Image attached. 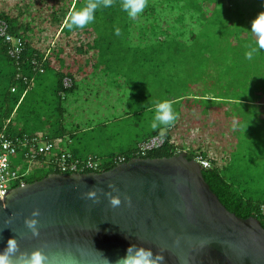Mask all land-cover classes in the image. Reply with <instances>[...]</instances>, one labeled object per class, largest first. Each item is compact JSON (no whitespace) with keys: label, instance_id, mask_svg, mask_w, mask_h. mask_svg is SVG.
Masks as SVG:
<instances>
[{"label":"trees","instance_id":"trees-1","mask_svg":"<svg viewBox=\"0 0 264 264\" xmlns=\"http://www.w3.org/2000/svg\"><path fill=\"white\" fill-rule=\"evenodd\" d=\"M34 1L0 0V22L7 24L10 36L20 38L18 44L22 47V52L16 60L8 53L9 43L0 37V129L5 125L6 133L15 137L36 136L37 141L33 142L36 147L43 143H51L53 145L51 152L55 151V156L59 152H64L79 160L97 158L99 168L87 172L107 171L133 158L173 156L182 148L176 129H187V124L197 125L193 123L194 119L187 118L190 114L185 116L187 109L182 102L189 99L187 91L176 88L174 97L164 100L171 104L180 103L175 127L162 126L156 130L152 128L143 130L144 127L140 128L134 124L145 133L131 141L132 145H128L126 152L122 154H105L100 158L91 153L83 155L73 148L69 149L76 141L77 134L65 127L66 109L63 102L66 100V93L83 84L86 79L89 80L97 69L107 71L114 69V65L124 67L122 64L125 62L132 63L130 59L134 56L133 49L139 53L145 48L144 53L149 52L157 56L161 59V65L177 61L184 63L183 66L190 65L193 73L210 77L212 88L209 91L204 90V93L220 91V87H223L221 91H225L226 88L240 82L239 79L250 78L252 81L256 79L262 81L259 91L264 94V50L255 53L252 60L246 59V52L256 47L257 38L251 32V23L259 14L264 13V0H147L144 28L141 33L134 34L136 39H133L135 22L121 10L122 0H113V6L110 8H99L95 13V21L86 25L84 29H70L68 23L71 13L85 7L89 0H38L36 4ZM42 3L47 8H42ZM25 6L34 9L40 15L37 16L40 21L36 26H33L30 20H21L25 9L21 11L20 9ZM43 11L44 14H51L53 22L58 23L56 26V30L60 31L58 38H54L52 26H47L46 21H41ZM66 16L68 20L62 26ZM41 26L49 31L46 43L44 38L31 34ZM116 28L121 30L120 36L114 34ZM131 41H140L143 47L132 48ZM30 59H35L36 64ZM39 66L42 72L39 71ZM66 79L70 81L71 87L64 85ZM52 81L53 92H50ZM172 81L182 83L184 86L187 84V79L180 76H176ZM221 91L211 96L215 99H207L206 96L201 99L219 100L227 105V102L237 97L236 94L229 95L228 91L225 93ZM256 102L257 99L254 103ZM256 106L257 104L251 102L246 105L253 108ZM135 107L139 108L137 100L134 110L137 109ZM151 107L147 106L145 110L141 108V113H135L133 110L130 114L142 115ZM103 120H106L107 124L110 123L108 119ZM103 120L96 122L97 127L104 128ZM89 128L92 129V126ZM201 130L202 139L205 140L207 136L204 128L201 127ZM171 133L174 135L173 139ZM155 136L164 138L163 144L143 154L139 145ZM29 146L32 151V145ZM21 148L19 145L18 151ZM51 152L32 162L25 160L21 152L16 153L12 156L14 167L12 169L24 172L32 163V171L35 174L26 177V184L40 180L50 173H60L61 171L52 165L55 156H52ZM210 152L187 151V157L192 160L195 155H200L209 160L211 167L204 169L202 175L212 192L229 211L241 218L254 217L264 228V198H259L257 194L252 196L248 191H241L236 187L234 179L222 173L223 170H228L227 165L231 164L222 166L220 156L216 154L210 156ZM225 156L226 160H230L228 155ZM17 157L22 165L14 161ZM24 164L28 165L26 170Z\"/></svg>","mask_w":264,"mask_h":264},{"label":"water","instance_id":"water-1","mask_svg":"<svg viewBox=\"0 0 264 264\" xmlns=\"http://www.w3.org/2000/svg\"><path fill=\"white\" fill-rule=\"evenodd\" d=\"M202 172L180 152L16 185L0 199V252L14 238L12 264L36 250L44 264H118L132 245L160 253L161 264H264L259 220L229 211ZM92 188L103 189L98 202L83 195ZM104 193L121 204L113 207ZM35 209L38 236L25 224Z\"/></svg>","mask_w":264,"mask_h":264},{"label":"rangeland","instance_id":"rangeland-1","mask_svg":"<svg viewBox=\"0 0 264 264\" xmlns=\"http://www.w3.org/2000/svg\"><path fill=\"white\" fill-rule=\"evenodd\" d=\"M37 2L38 0H35L34 4ZM41 5L42 8H47L43 3ZM22 9H25V12L21 16V20H30L33 26H36L40 21L37 16L40 15L29 7H21L20 11ZM44 13L43 11L41 21H46L47 26H52L53 36L58 38L60 36V31L56 30L58 23L53 22L51 14ZM143 13L135 19H131L135 22L133 35L143 31L145 18ZM45 28L41 26L39 30L32 31L31 34L44 38V43H46L49 31ZM135 35L133 39L137 38ZM130 45L132 48L143 47L140 41H131ZM144 50L136 53L137 50L133 49L134 56L130 59L132 63L125 62L122 64L124 67L114 65V69L111 67L112 69L107 71L97 69L89 80L86 79L83 84H79L72 91L66 93V100L63 102L66 109L65 127L77 134L76 141L69 149L73 148L83 155L91 153L100 158L105 154L126 152L128 145H132L131 141L145 133L140 128L144 127L143 130L152 128L156 104L160 100L164 101L168 97H174L176 88L177 90H185L189 97L182 102L188 109L185 111V116L190 114L187 118L189 120L194 119L193 123L197 125L187 124L190 129V132L187 133L183 128L176 129L179 145L186 150L188 149V152L209 150L211 151L210 156L219 155L222 166L231 164L227 165V172L223 170L222 173L225 176L230 175L234 179L236 187L241 191H248L252 196L257 194L259 198H264V128L260 126L261 121H257L258 115L255 116V112L252 111L253 107L244 106V103L248 105V100L256 105L254 101L260 97L257 92L262 87V81L258 79L252 81L249 80L250 78L239 79L240 82L226 88L225 91H228L229 95L236 94L237 97L226 103L233 110L230 111L229 108L230 112L224 113L223 117H218L214 108L217 106V100L209 101L201 98L206 96L207 99H215L211 96L220 93L223 87H220V91L213 90L208 94L204 93V90L209 91L212 88L213 83L210 77L193 73L190 65H186L188 68L183 66L184 63L177 61H171L165 66L161 65V59L149 52L144 53ZM123 53L122 51V55ZM120 68H122L121 71H119ZM176 76L187 79V84L184 86L182 83L173 82L172 80ZM192 77L196 79H191ZM93 80L94 82L101 81V86L99 84L94 86ZM222 81L225 82L226 80ZM102 82H105L106 86ZM53 84L52 81L49 88L50 92H53ZM225 91L221 92L225 93ZM136 100L139 108L135 107L137 109L134 110ZM147 106L152 107L142 115H131L133 110L135 113H141V108L145 110ZM172 106L174 111L179 114L180 103L172 104ZM240 113L241 121L238 123L229 119L235 115L239 116ZM128 114L130 115L128 116ZM103 119H108L110 123L107 124V121ZM102 120V123H105L104 128L97 127L96 122ZM134 124L140 128L135 127ZM176 124L173 126L175 127ZM90 126L92 129L89 128ZM234 126L241 127V132L237 135L234 133ZM201 127L204 128L207 136L205 140L202 139L203 130ZM109 136L111 138H107ZM171 136L173 139L172 133ZM215 140L218 143H215ZM61 153L59 152L57 155ZM223 153L228 155L230 160H226L227 156ZM51 154L55 156L56 152L53 151ZM14 161L19 165L21 164L18 157L14 158ZM23 166L25 170L28 167L27 164ZM30 174L34 175L35 173L31 171Z\"/></svg>","mask_w":264,"mask_h":264},{"label":"clouds","instance_id":"clouds-1","mask_svg":"<svg viewBox=\"0 0 264 264\" xmlns=\"http://www.w3.org/2000/svg\"><path fill=\"white\" fill-rule=\"evenodd\" d=\"M112 6H113V0H89V3L85 7H83L79 11H74L73 13H71L68 27L70 29L72 28L84 29L86 25L91 24L95 21L96 18L95 13L99 8H110ZM120 6H121V10L125 12L129 18L135 19L138 15L143 13L144 9L147 6V0H122ZM67 20H68V16L65 17L61 25L63 26L67 22ZM251 32L256 36L257 39H256V47H253L246 52V59L248 60H252L254 54L257 53L258 51L264 50V13L259 14L252 21ZM114 34L116 36H120L121 30L119 28H116L114 30ZM177 118H178V114L174 111L173 106L170 102L168 101L159 102L155 106V115L151 127L153 130L161 128L162 126L164 128H170L171 126L174 125ZM178 151L179 153L186 152L187 154L186 149L180 148L178 149ZM193 160L195 161V156ZM72 173H81V172H72ZM109 187L112 188L113 191L116 190L114 185L109 184ZM97 192H103V189L92 188L83 195L86 198L92 199L94 202H98L99 197L97 196ZM104 194L110 197V203L113 207L119 206L121 204V200L118 196H112L111 193H104ZM39 214H40L39 210L35 209L32 212L33 218H29L25 220V224L31 230L33 236L39 235V230L36 227L38 221L37 219H35V217H38ZM17 252H18L17 240L14 238L8 239L7 246L5 247L3 252H0V264H12V257ZM46 259L47 258L39 250L33 251L31 253L30 258L27 257L26 254L22 252L17 257V260L20 262V264H44V261ZM162 261H164V256L161 255L160 253L154 255L150 248L137 247L136 245H132L127 249L126 255L120 258L118 264H161Z\"/></svg>","mask_w":264,"mask_h":264},{"label":"built area","instance_id":"built-area-1","mask_svg":"<svg viewBox=\"0 0 264 264\" xmlns=\"http://www.w3.org/2000/svg\"><path fill=\"white\" fill-rule=\"evenodd\" d=\"M0 37H3L9 43L8 53L17 60L22 52V47L18 44L20 38L10 36L8 26L3 21L0 22ZM30 60H32L33 64H36L35 59ZM39 71H43L40 66ZM64 85L67 87L70 86V81L66 79ZM35 141H37L36 136L23 135L22 137H15L7 134L5 131V125L0 129V199H3L4 195L14 186H24L26 177L32 171V163H30L29 168L24 172H20L16 169L13 170V155L21 152L22 157L25 160L32 162L40 156L51 152L53 148L51 143H43L36 147L33 143ZM31 142L32 144H30ZM163 142L164 138L155 136L142 142L139 146H141L143 154H145L146 151L161 146ZM19 145L22 146V148L18 151ZM29 145H32V151L30 150ZM118 160L122 161V159ZM195 161L200 164L202 169H208L211 167V162L200 155H195ZM52 165L62 173L84 172L88 170H97L99 168V162L96 158L79 160L72 158L70 154L64 152L54 157Z\"/></svg>","mask_w":264,"mask_h":264},{"label":"crops","instance_id":"crops-1","mask_svg":"<svg viewBox=\"0 0 264 264\" xmlns=\"http://www.w3.org/2000/svg\"><path fill=\"white\" fill-rule=\"evenodd\" d=\"M145 11H146V8H145ZM143 14L145 15V12ZM147 14L148 13H146V17L148 18ZM102 83L105 84V82H102ZM93 84H94V86L97 84H99L101 86V81L94 82V80H93ZM258 96H260V97L257 98V102H256L257 106L252 108V111L255 112V116L258 115L257 121H261L260 126H262V128H264V94L261 91H259ZM216 102H217V104H216L217 106L214 108L216 109V111L218 113L217 114L218 117H221V116L223 117L226 110H228V112L233 110L232 107L225 105L224 102H220L219 100H217ZM248 103H250V102L248 101ZM244 106H246L245 103H244ZM229 108H230V111H229ZM229 119H233L235 121V123H238L239 121H241V113L239 114V116L235 115ZM187 132H190L189 128L185 129V133H187ZM240 132H241V127H239V126L235 127L234 126V133L237 135V133H240ZM214 142L218 143L217 140H215ZM182 148L185 149L184 147H182Z\"/></svg>","mask_w":264,"mask_h":264}]
</instances>
